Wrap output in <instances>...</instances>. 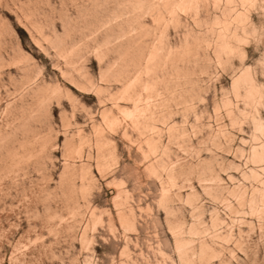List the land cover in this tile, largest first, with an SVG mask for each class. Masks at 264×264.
Returning <instances> with one entry per match:
<instances>
[{
  "label": "rangeland",
  "instance_id": "obj_1",
  "mask_svg": "<svg viewBox=\"0 0 264 264\" xmlns=\"http://www.w3.org/2000/svg\"><path fill=\"white\" fill-rule=\"evenodd\" d=\"M258 121L264 0H0V264H264Z\"/></svg>",
  "mask_w": 264,
  "mask_h": 264
},
{
  "label": "bare ground",
  "instance_id": "obj_2",
  "mask_svg": "<svg viewBox=\"0 0 264 264\" xmlns=\"http://www.w3.org/2000/svg\"><path fill=\"white\" fill-rule=\"evenodd\" d=\"M244 2H250V1H253V0H242ZM225 39V38H224ZM228 41V40H227ZM223 47L227 50H232V49H229L227 43H225V45H223ZM222 48V47H220ZM224 49V50H225ZM241 83H245L247 86H248V96H252L254 95L257 87H255V84L253 82V78L251 77L250 73H249V70H244L235 80H234V86L238 87L240 86ZM105 119V118H104ZM255 129L258 130V131H261L262 133L264 132V124L262 122H256L255 123ZM261 133V134H262ZM258 139V138H257ZM252 160L254 162H257V161H260L264 158V147H258V146H254L253 149H252ZM254 175L257 176V172L253 171ZM263 189V188H262ZM264 191V190H262ZM165 194L166 192H164V196H163V199L162 201L165 199ZM121 221L123 223V225L125 227H133L135 228V223L134 222H131V221H127L126 220V215L125 214H122L121 215ZM193 230V227L191 226L190 227V233L192 232ZM172 233L175 237V241L177 243V247H178V250L180 252V256L181 258H184L185 255H184V250L186 249V241H182L184 238L181 236L182 234V230L179 228H172ZM204 247V245H202V248Z\"/></svg>",
  "mask_w": 264,
  "mask_h": 264
}]
</instances>
